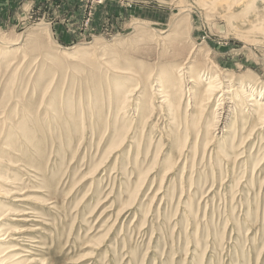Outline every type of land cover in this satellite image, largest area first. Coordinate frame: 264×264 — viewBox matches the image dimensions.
<instances>
[{"label":"rangeland","instance_id":"374dc122","mask_svg":"<svg viewBox=\"0 0 264 264\" xmlns=\"http://www.w3.org/2000/svg\"><path fill=\"white\" fill-rule=\"evenodd\" d=\"M218 1L0 0V222L35 248L0 264H264V122L188 86L212 59L264 94V0ZM180 66L179 111L136 114Z\"/></svg>","mask_w":264,"mask_h":264},{"label":"bare ground","instance_id":"6f19581e","mask_svg":"<svg viewBox=\"0 0 264 264\" xmlns=\"http://www.w3.org/2000/svg\"><path fill=\"white\" fill-rule=\"evenodd\" d=\"M219 4H224L226 1L224 0H219L218 1ZM218 4V5H219ZM204 10V9H203ZM188 10L187 9H183L181 10L180 13L182 14H187ZM184 19V18H183ZM211 20V19H210ZM264 30V27L262 28ZM255 30H260V28H255ZM23 36V35H22ZM21 40V39H20ZM171 42V41H170ZM176 42H181L179 39H177L175 41ZM191 42V41H190ZM173 43V42H171ZM8 44L12 45L14 44L13 42H9ZM7 44V45H8ZM9 45V46H10ZM171 45V44H170ZM202 45L198 44V47H200ZM171 47V46H170ZM192 48H196L197 46H194L192 44L191 46ZM86 48V47H85ZM12 49H9L8 51L5 52V54L7 52H11ZM193 50V49H192ZM191 50V51H192ZM251 51V50H250ZM1 53V51H0ZM62 53V52H61ZM190 53V52H189ZM65 54V53H64ZM1 55V54H0ZM66 57H69V58H74L73 54H65ZM209 56V55H208ZM187 59V57L185 58ZM184 59V60H185ZM188 60V59H187ZM99 61V60H98ZM91 62V61H90ZM89 62V63H90ZM93 62V61H92ZM100 62V61H99ZM181 62V61H180ZM88 63V64H89ZM211 63V66H206L207 69H208V72H205L203 74L200 75V70H194L192 73L196 75L195 76H192L191 75V78L188 79V86L190 84V91L187 90V92L189 91L192 95H191V98L194 102V104H198L201 102H204V101H209L210 97L213 96L215 93L219 92L220 94L218 95L219 98L218 100H224V99H227L225 101H228V105L229 103L232 104V112H229L230 114L232 113L233 114V121H232V127H235V124L237 123L238 121V118H239V114H238V111L241 110V108L239 107V104L238 103H233L231 100H235L236 99L242 104V101L244 100V104L245 105H248L251 107V114H253L254 116H257V121L259 123H263L264 122V94L262 92V88L259 90H257V85H249V84H245L244 82L242 81H234L233 80V75L232 74H229L227 72H221V68L219 67V65L211 59L210 61ZM87 64V63H86ZM180 64V63H179ZM57 65V64H56ZM60 65V64H59ZM91 66V65H90ZM89 66V68H90ZM93 66V65H92ZM95 66V65H94ZM43 68V67H42ZM47 68V67H46ZM89 68H87L89 70ZM49 69V68H48ZM94 70V68H91ZM51 70V69H50ZM181 66L179 68L178 71H176L175 68H166L165 70L162 69V71L160 70V73H156L155 76H158L157 79H156V86H158V88H152L153 85L151 86H148V84L146 86H144L145 89H148L151 94L149 96V98H146L147 96L146 95H141V102H139V105H137L138 107H136V114H137V111H140V113L144 116H146V106L148 103V107L150 108V106H152L151 103L152 102V95H155L157 96L158 98H160V105L163 107V106H167L168 109H171L173 111L174 114H176V112H178V105L179 103L183 100V97H184V89H183V82L182 81V78L181 76L183 75L181 73ZM42 71V70H40ZM44 71V70H43ZM197 71V72H195ZM47 72V70L45 71ZM93 72V71H92ZM153 72V71H152ZM95 73H97L95 71ZM151 73V72H150ZM220 73L222 75L223 78H221L220 76ZM49 74V73H48ZM88 74V73H87ZM93 74V73H92ZM158 74V75H157ZM204 74H206V77L203 78ZM147 75H151V74H147ZM146 75V76H147ZM209 75V76H208ZM87 76V75H86ZM93 77H90L89 80L90 81H99L100 82V77L99 75L96 77H94V75H92ZM96 76V75H95ZM148 76V78H149ZM39 78V76H37ZM36 77V78H37ZM37 78V79H38ZM142 79V78H141ZM205 79V83L204 85H202L204 81H201V80H204ZM52 80V79H51ZM133 80V79H132ZM143 80V79H142ZM208 80V81H207ZM36 81V80H35ZM88 81V80H87ZM147 80H145L146 82ZM152 82V81H151ZM52 83V82H51ZM50 83V84H51ZM98 83V82H97ZM147 83V82H146ZM49 84V86H50ZM92 84L88 85V87H91ZM121 85V84H120ZM198 85L200 87H198ZM202 85V86H201ZM57 86V85H56ZM110 86V85H109ZM138 86V85H137ZM96 87V86H95ZM108 87V86H107ZM115 87V86H114ZM198 87V88H197ZM202 87V88H201ZM111 88V87H110ZM116 88V87H115ZM115 88L113 90H115ZM137 89V88H136ZM96 90V88H95ZM108 90V89H107ZM111 90V89H110ZM133 89H127V92H126V95H125V99H123V102H126V99L127 97H130L132 96V92ZM156 90V91H155ZM119 91V89H118ZM147 91V90H144V92ZM202 91V92H201ZM173 92V93H171ZM115 94V92H114ZM117 94V93H116ZM115 94V96L117 97V95ZM108 95V94H107ZM177 95H179V97H176ZM109 96V95H108ZM123 96V95H122ZM176 97V98H175ZM91 98V97H90ZM139 98V97H138ZM92 99V98H91ZM131 99V98H130ZM229 99V100H228ZM241 99H243L241 101ZM89 100V99H88ZM117 100V99H116ZM188 100V99H187ZM191 100V99H190ZM128 101V100H127ZM88 102V101H87ZM122 102V100H121ZM222 102V101H221ZM118 103V102H117ZM247 103V104H246ZM29 104V103H28ZM88 104V103H87ZM128 104V103H127ZM206 104V103H205ZM150 105V106H149ZM188 105V104H187ZM203 105V104H202ZM216 105L220 106L218 109H222L221 107V104L220 103H217ZM228 105H224V110L226 111V107ZM26 106V105H25ZM24 106V107H25ZM29 106V105H28ZM97 107V105H95ZM206 106V105H205ZM31 107V105H30ZM125 107V105H124ZM229 107V106H228ZM22 108V107H21ZM92 108V107H91ZM98 108V107H97ZM138 108V109H137ZM230 108H231V105H230ZM30 109V108H29ZM154 109V108H153ZM160 109V107H159ZM115 110V109H114ZM248 110V109H247ZM246 110V111H247ZM24 111V110H22ZM249 112V111H248ZM138 113V114H140ZM118 114V113H117ZM218 117H219V120L222 118V120H228L229 119V114H225L223 109L222 111L218 112ZM143 116V117H144ZM215 116V115H214ZM148 121V120H147ZM216 122V121H215ZM214 122V123H215ZM258 123V124H259ZM21 124V123H20ZM19 124V125H20ZM184 124V123H183ZM145 125V124H144ZM196 127V126H195ZM29 128V127H28ZM198 128V127H197ZM214 129V128H213ZM205 130V129H204ZM184 131V130H183ZM223 131V130H222ZM227 130H224V132H226ZM129 132V131H128ZM122 133V132H121ZM130 134V133H129ZM263 134V133H262ZM125 135V134H124ZM155 135V134H154ZM101 136V135H100ZM154 137V136H153ZM160 140V139H159ZM143 141V140H142ZM152 141V140H151ZM237 143V142H236ZM142 145V144H141ZM98 149V148H97ZM128 149V148H127ZM141 154V153H140ZM229 155V154H228ZM192 158V157H191ZM76 161V160H75ZM118 161V160H117ZM95 172V171H94ZM254 172V171H253ZM224 173V172H223ZM2 196V195H1ZM30 199V198H29ZM53 203V202H52ZM14 205V204H13ZM24 206V205H23ZM26 207V206H25ZM46 208V207H45ZM30 212H24L22 211L21 214H19L18 216L21 217V219L19 218L18 221H31V220H28L29 216H31L29 214ZM7 214V213H6ZM18 214V213H17ZM132 214V213H131ZM24 216V217H22ZM129 216V215H128ZM3 218H0V221H2ZM30 219V218H29ZM6 220V219H5ZM11 220V219H10ZM33 221V220H32ZM113 222V221H112ZM19 226V225H18ZM34 228V231L38 230L39 227H33ZM3 227L1 226V222H0V241H4L5 239H7L6 242H9V243H12V245H10V251H21V252H26L25 255H21V256H16L18 255V252L15 253V256H16V260L17 259H21L23 261H29L31 260V256L32 253L31 251L34 248V246H32L31 244L29 245L30 242H34L33 240V233L30 232V234L28 233V228H23V229H18L17 227H11L8 229V231L6 232H3ZM42 247V246H41ZM44 247V246H43ZM39 249V248H38ZM33 256V255H32ZM38 256V255H37ZM36 255L34 257H37ZM44 260V259H43ZM45 261V260H44ZM13 263V262H12ZM45 263V262H43Z\"/></svg>","mask_w":264,"mask_h":264},{"label":"built area","instance_id":"2783aa9c","mask_svg":"<svg viewBox=\"0 0 264 264\" xmlns=\"http://www.w3.org/2000/svg\"><path fill=\"white\" fill-rule=\"evenodd\" d=\"M102 0H91V2H97L100 3Z\"/></svg>","mask_w":264,"mask_h":264}]
</instances>
